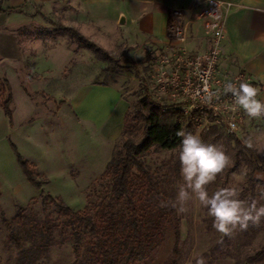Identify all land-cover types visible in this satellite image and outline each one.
Instances as JSON below:
<instances>
[{
  "label": "rangeland",
  "instance_id": "rangeland-1",
  "mask_svg": "<svg viewBox=\"0 0 264 264\" xmlns=\"http://www.w3.org/2000/svg\"><path fill=\"white\" fill-rule=\"evenodd\" d=\"M56 22L64 27L60 18ZM54 31L55 27L47 22L18 30L27 43L32 42L29 48L33 56L12 69L0 66V99L8 97L5 80L10 83L13 95L10 128L0 109V264H90L84 244L78 257L74 241L61 237L59 231H54L51 242L43 241L38 227L46 219L55 223L61 219L53 207L44 210L42 200L50 194L74 211L98 203L109 186L106 167L121 147L124 131L114 141L103 139L78 117L73 107L62 106L61 99L73 98L82 82L110 83L129 103L127 115L135 142L142 138V116L146 112L141 111L138 103L146 91L151 93L153 102L163 106L182 101L163 88L162 80L170 79L171 65L166 66L165 60L187 48L188 35L186 43L178 44L170 31L167 45L147 46L135 56L124 46L117 51H105L107 59L86 50L90 57L81 56L74 60L77 65L71 62L64 66L68 58L64 50L72 51L79 45L69 35L39 38ZM109 33L115 35L110 30ZM26 91L40 95L32 102ZM243 119L240 129L229 133L223 123L203 115L187 131L199 135L205 143L222 145L230 158L224 172L208 186L210 195L223 187H236L241 199H259L258 186H264V173L254 171L250 150L259 165H264V118L252 119L244 114ZM183 124L185 127L187 122ZM249 141L252 147H248ZM17 154L36 165L49 184L42 189L31 184ZM178 154L179 150L154 148L147 157L148 167L167 201L175 199L178 185L183 183ZM259 203L264 204V200ZM20 208L24 210L22 220L17 218ZM177 218L180 221L177 253H173L177 229L170 224L161 245L138 264H196L200 256L206 258L207 264H249L247 259L264 246V220L258 226L250 224L247 230L237 229L224 236L212 228L207 209L195 199L189 202L186 213H177ZM253 264H264V258Z\"/></svg>",
  "mask_w": 264,
  "mask_h": 264
},
{
  "label": "crops",
  "instance_id": "crops-1",
  "mask_svg": "<svg viewBox=\"0 0 264 264\" xmlns=\"http://www.w3.org/2000/svg\"><path fill=\"white\" fill-rule=\"evenodd\" d=\"M220 1L232 6L225 18L219 75L244 76L260 89L257 98L264 101V0ZM203 4L204 0H0V66L12 69L33 56L32 42L27 43L18 30L45 22L55 27L59 18L65 28L78 31L104 51L124 46L135 56L147 46L169 43L176 10L185 12L187 48L204 53L209 49V37L200 18ZM86 50L66 48L64 66L77 65L74 60L81 56L90 57ZM61 104L73 107L105 140L114 141L124 131L129 103L110 83L82 82L76 95L61 99ZM8 125L10 128L9 120Z\"/></svg>",
  "mask_w": 264,
  "mask_h": 264
},
{
  "label": "trees",
  "instance_id": "trees-1",
  "mask_svg": "<svg viewBox=\"0 0 264 264\" xmlns=\"http://www.w3.org/2000/svg\"><path fill=\"white\" fill-rule=\"evenodd\" d=\"M56 35H69L80 49H88L100 58H108L103 49L74 29L56 25L53 33L41 35L39 38H53ZM4 85L8 97L0 99V107L12 125L13 95L7 80ZM26 92L32 101L40 95ZM145 93V97L138 103L141 111L146 112L142 116V138L135 142L131 136L133 130L127 115L122 145L106 167L109 186L99 202L83 211H74L59 198L50 194L43 197L44 210L53 207L61 219L59 223L46 219L38 227V234L43 241L51 242L54 231H59L61 237L74 241V250L78 257L84 244L86 259L90 264H138L149 258L161 245L168 225L175 224L177 230L173 253H177L180 221L175 209L160 206L162 201H169L150 171L147 157L154 148L164 151L179 150L181 138L176 132L190 131L193 122L202 115L195 113L186 116L180 105L163 106L152 101L150 92ZM184 122H187L185 127ZM250 155L254 171L264 173V165H259L251 150ZM17 158L27 180L37 189L49 184L48 178L39 174L36 165L19 154ZM23 211L22 208L19 209L17 218L20 220L24 218ZM4 222L7 223L6 220ZM15 239L19 241V238ZM263 258L264 246L250 256L247 262L253 264Z\"/></svg>",
  "mask_w": 264,
  "mask_h": 264
},
{
  "label": "clouds",
  "instance_id": "clouds-1",
  "mask_svg": "<svg viewBox=\"0 0 264 264\" xmlns=\"http://www.w3.org/2000/svg\"><path fill=\"white\" fill-rule=\"evenodd\" d=\"M223 91L231 94L234 105L249 118H264V101L257 98L260 89L253 84L229 81L225 83ZM176 135L181 138L178 159L183 183L178 185L175 199L162 201L160 206L171 207L182 214L188 211L189 202L195 199L207 209L208 216L212 218V228L224 236H230L237 229L247 230L250 224L258 226L264 220V204L259 203L264 200V186H258L259 199H241L236 187H223L210 195L208 186L229 165V156L222 145L205 143L192 132L178 130ZM248 147H252L251 141ZM196 264H207V260L200 256Z\"/></svg>",
  "mask_w": 264,
  "mask_h": 264
},
{
  "label": "built area",
  "instance_id": "built-area-1",
  "mask_svg": "<svg viewBox=\"0 0 264 264\" xmlns=\"http://www.w3.org/2000/svg\"><path fill=\"white\" fill-rule=\"evenodd\" d=\"M232 5L220 0H204L200 18L208 33L210 47L204 53L190 54L187 48L180 49L173 59L168 58L164 64L171 65L168 82L163 77V88L171 91L175 102L181 106L186 116L199 113L207 115L216 122H221L229 133L240 129L244 122V111L234 105L231 94L223 91L225 83L238 84L246 81L242 75L232 78L219 75L221 44L225 32L226 13ZM184 10L173 12L175 22L171 26L174 40L178 44L186 43L188 26L184 23ZM167 71L163 72L166 75ZM215 93V96L211 94Z\"/></svg>",
  "mask_w": 264,
  "mask_h": 264
}]
</instances>
